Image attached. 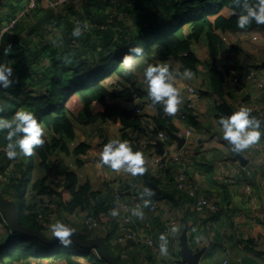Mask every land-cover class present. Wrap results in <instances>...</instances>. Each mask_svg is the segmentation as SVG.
Returning a JSON list of instances; mask_svg holds the SVG:
<instances>
[{
  "label": "trees",
  "instance_id": "16d2710c",
  "mask_svg": "<svg viewBox=\"0 0 264 264\" xmlns=\"http://www.w3.org/2000/svg\"><path fill=\"white\" fill-rule=\"evenodd\" d=\"M122 2L124 3V16L119 17L115 13H111L110 9L116 5L120 7ZM242 3L243 0H65L58 5H73L68 8L69 17L61 21L59 20L61 19L60 14L58 17L55 14L46 20L40 29L30 32L26 29L28 34L38 32L46 37L35 42L34 48L26 46V51L22 48L24 51L22 55L10 54L11 58L17 55L21 56L19 59H13L12 67L22 74L24 71L21 70L42 60L45 50L48 63L45 61L43 64L47 68H51V71L45 73V69L39 76L38 81L40 82L36 91L32 89L25 91L21 84L19 87L21 96L18 99L6 96L5 88H0V106H2L1 101L7 102V107L0 111V118L12 119L18 109L27 108L36 113L45 129L52 130L54 135L51 139L47 138L44 133L45 143L36 146L33 152L40 164L47 163L60 143H62L60 146L62 149L66 152L69 151L62 138H74L72 118H77L84 124L95 118L111 120L122 125L121 135L126 139H131V132L136 130L148 136H154V138L159 131L177 132L179 129L172 116L165 112L162 103H153L150 96L151 103L157 108V114L154 117L155 126L151 130H145L141 126L142 118L135 113V109L141 108L142 103L137 105L133 101L146 92L141 85H136L134 82L132 85H125L117 74L123 66L122 54L128 50L130 45L142 44L144 53L147 55L152 53L155 45L159 44L168 49V56L178 59L184 68H190L193 71L196 69L199 58L191 44L193 41L205 39L211 58L208 64L209 85L221 95L226 92L227 72L234 71L241 77L247 69L228 64L219 68L217 56L222 49L223 41L218 31H236L251 27H259L264 30V24H256L255 21L243 28L238 25L237 17ZM222 8L228 9L230 14L226 16L219 13ZM38 12L39 9L35 5L30 10L27 9L26 14L22 15L11 29V40L16 39L19 34L25 31L23 22L28 18L27 14L36 18ZM72 15H75V18H70ZM213 16L214 18H212ZM50 21H53L51 27ZM184 23L190 24L185 32ZM77 25L81 28V35L87 37L81 42L77 40L81 35L74 36L72 34L73 28ZM7 45L5 44L6 47ZM57 46H61L62 50L60 51V47ZM3 47L0 46V62L4 61ZM108 86H114L119 90L118 95L124 100L123 104L107 101V97L111 95ZM71 100L73 101L70 103ZM129 102L132 104L127 105ZM231 112V108L226 104L218 107L219 118L230 115ZM185 116L188 122H196V116L190 107L187 108ZM252 116L263 120L260 115ZM6 131H0V135H3L0 140L2 147L7 143ZM105 141L107 142L106 139ZM88 149L89 144L84 141L74 144L71 153L77 158L79 164L83 161L80 156L86 155ZM23 156V160H25L26 155ZM173 165L175 164L168 163L164 167H158L157 169L161 173H154L152 168L145 164L146 171L137 174V177L133 174L130 176L127 171L128 177L120 179L118 190L125 195V190L133 189L134 185L138 186L135 183L138 182L141 184V187L136 189L138 194L147 186L153 190L151 196L144 195L148 200L169 199L173 200V206H177L176 201L178 202V200L174 198V192L166 189L165 185L173 184L174 180L171 176V170L175 168ZM166 173L169 177L165 178ZM54 174L63 180L62 188L55 190L49 182V174H43L29 185L34 199L32 202L27 201L22 193L19 182L21 178L2 188V195L11 196L17 200L18 214L23 225L34 228L46 236L53 235L47 234L46 226L54 219L38 218L37 214L42 211V207L37 206L38 201L36 200L37 196L41 197L39 202L41 204L43 196H51L58 204L56 214L59 215V218L62 217V212L79 216L90 215L100 223L102 228L110 229L111 232L115 231L116 224L111 215V209L115 207L116 202L112 191L94 190L89 182H81L77 174L66 168H62L61 176ZM212 201L218 205L217 211L196 215L193 203L183 209L184 217L181 227H187V240L194 249L200 248L198 243L201 240L200 236L204 233L199 228V232L196 230V222L206 218L205 216L208 214H210L208 215L210 218H213L221 210V202ZM224 201L225 199H222V202ZM189 218L194 219L193 226L187 225L186 221ZM63 222L76 228L69 222ZM0 224V234L6 237L5 244L0 245V264L21 262L26 264H106L98 252L95 254L91 248H83L73 241L69 246L60 244L58 240L54 243H46L37 236L13 231L6 221L0 220ZM82 226L81 228L77 227L75 231V234L80 238H87L95 231H98L95 233L101 232L103 235L101 229L89 230L85 225ZM107 238V235H104V239ZM106 244L118 263L125 264L124 258L115 253L112 244L107 241ZM142 246H144L143 249L149 251L150 246L145 244ZM78 255L84 256L87 262L78 260L76 258ZM6 258L10 261L6 262ZM241 264H259V262L245 256Z\"/></svg>",
  "mask_w": 264,
  "mask_h": 264
},
{
  "label": "crops",
  "instance_id": "0c3cea01",
  "mask_svg": "<svg viewBox=\"0 0 264 264\" xmlns=\"http://www.w3.org/2000/svg\"><path fill=\"white\" fill-rule=\"evenodd\" d=\"M29 2L31 1L0 0V34L3 35V39L0 40V46H4L2 55L4 63L12 64L14 58L19 59L21 56L17 55L11 58L10 54L22 55L24 52L22 48H24L25 51L26 46L34 48L35 42H39L42 37H46L45 35L38 34V32L31 34L27 33L26 29H28V26L35 20V17L34 20H31L30 18H32V16H29V14L26 21L23 22L25 31L19 34L16 39L11 40V29L1 32V28L9 19L18 16L19 12L28 9ZM38 4L39 12L37 16L47 7L45 6L44 0H40ZM63 5V7H58V5L54 6L55 14H57V17L60 14L61 19L59 20L61 21L69 17L67 14L68 8L73 6L72 4ZM123 5L124 3L122 2L120 7L117 5L114 8L110 7L111 13H115V15L119 17L122 15L124 16ZM219 13L228 16L230 11L222 8ZM70 18H75V15H72ZM212 18H214V16ZM51 23H53V21H50V27L53 26ZM189 25V23H184V32L188 30ZM225 31H227V36L231 35L233 32L230 30H219L218 32L221 35V33ZM239 33L240 35L238 36L245 39V49L242 48L241 42H223L222 49L217 56V64L219 68H222L223 65L226 64L236 65L238 67L242 66L246 67V69L253 68L256 70L257 76L253 80L247 81L242 85L232 86L229 84L230 77L228 76L236 73L234 71L227 72L225 82L226 92L221 95L216 93L209 85L208 64L211 58L205 39L193 41L191 44V47L199 58V62L196 69L192 71L193 75L191 77L182 75L186 68L182 66L178 59L168 56V49L159 44L154 46L152 53L147 55L144 53L142 56L137 57L134 66L135 69L138 68L136 73L133 72L134 69L131 73V70H128L124 64L118 71L125 85H132L134 82L136 85L139 84L144 88L146 93L136 98L133 103L137 105L142 103L141 109L143 113L141 117V126L145 130H151L155 126L154 117L157 114V108L151 103L145 84L142 81L144 77V68L146 67V62L152 64H167L170 66V70L174 77L173 82L180 89L183 102L178 106V110L175 113L169 114L172 116L175 125L179 129V131L175 133L184 137V143L178 146L177 142L168 136V139L162 142L163 149L166 152H174L180 147H184L187 150V155L183 157L182 162L178 165H173L175 167L174 170L171 168V176L174 180L173 184L170 186L165 184L167 186L166 189L174 192V198L178 200V202L176 201L177 206H173V200L162 199L159 201L160 205L158 212L154 214L148 213L146 219L138 225L144 236H149L154 239L155 245L149 247L151 259L149 257V251L144 248L146 257L143 258V254L140 253L141 260H139L137 251H140L141 248L144 247L142 246L143 244L133 242L124 244H114V242L112 244L117 248H113L115 252H118V250H121L119 251L120 253L123 252L124 255H120L124 258L125 264H170L175 256H168L160 250L159 227L161 220L167 216H174L182 224V218L184 217L183 209L188 208L191 203H193V208H195L196 194L198 193L204 194L210 200H218L221 202V210L216 216L210 218L208 216L210 214H208V217L205 216L206 218L198 220V224L197 222L195 224L198 232L199 230L204 232L202 236H200L201 240L198 243V245L204 248L205 252H203L204 254L202 255L201 262L203 264H220L222 260L226 258L228 259L227 264H241L242 259L245 256H249L254 261H258L259 264H264V256L260 252L255 250L251 251L247 248L248 242H251L254 238L264 236V196L260 197L258 202V210L262 213V216L259 218L255 216L254 211L244 202V183L246 181L251 182L254 186V190L258 191V184L261 178L264 177V169L259 168L254 161V156L258 153L257 150L253 151L252 156L248 160L245 158L247 160L246 163L241 162L236 155L237 152L233 150L232 145L224 140L222 136V127L219 123L220 118L218 116V107L223 104H226L232 111L243 105H247L252 109V114L250 115H260L262 116V121H264V86H259V82L264 81V30L259 27H251L239 30ZM254 35L257 36V40L252 39ZM9 42L13 50L5 54V44ZM44 56H47L45 50L43 52V57ZM45 61L46 59L44 60L42 58L39 63L42 62L43 64ZM46 63L48 62L46 61ZM30 68L31 65L27 69L21 70L24 71L22 74H19L18 71L13 68L16 74L14 79H17L18 84H20L19 81H21V78H23V81L27 80L24 78L28 75V70ZM188 84L196 87L199 92L198 98L190 107L196 116L195 123L188 122L185 116L188 108L185 86ZM108 88L111 91V95L107 97V101L110 103L116 102L123 104L124 100L118 95L119 90L114 86H108ZM10 89L11 91L9 93L11 98L16 97L15 93L18 95L20 91L18 85H12ZM1 104L4 110L7 107V102L1 101ZM71 120L74 125V138H62V141L67 145L66 147L70 152H66L62 149L60 147L62 143H60V145L55 148L46 164H40L39 160H37V163L34 162L33 165L30 166L28 162L29 155H26L25 160H23V155L9 158L5 155V146L2 147L0 142V193L4 186H7L14 180V182H16V179L21 178L19 179L20 181H18L21 187L24 186L22 193H24V197L27 201L32 202L34 199L29 185L43 174H49V176H51L52 173H56L61 176L62 168H66L77 174L81 182H89L94 190H110L113 193V190H115L114 188L118 190L120 179L122 177H128V172L123 168L117 170L106 163H101L100 153L102 152L104 143H106L105 139L107 141L111 138L127 140L130 145L134 144L136 149L133 148V150H140L144 155L148 149L156 150L153 146L154 140L151 139V136L136 130L131 132V139L123 138L121 135L122 125H118L111 120L95 118L87 124H84L77 118H72ZM262 127H264V125H262ZM186 129H188L189 132H186ZM45 131L46 137L51 139L54 135L52 130L46 128ZM2 137L3 135H0V140H2ZM82 141L89 144V149L86 155L80 156L83 161L79 164L77 158L71 153V150L74 144H78ZM257 142L264 146V135H262ZM21 161L22 163L20 164ZM247 165L254 169L252 175H245L244 166ZM180 169L189 175L192 182L191 185H188L186 182L179 183L176 181L174 176ZM152 171H154V173H161L156 167L152 169ZM129 175L131 176L132 173L129 172ZM135 177H137V174ZM166 177H169L168 173L165 174V178ZM49 182L51 185L58 188L62 187L64 184L58 177L57 181L49 179ZM135 183L138 187H141L140 183ZM125 192V195H123L124 199L128 197L130 189L125 190ZM5 197L15 199L11 196ZM40 198L39 196L36 197L38 201L37 206H41L39 203ZM222 199H225V201L222 202ZM195 211L196 215H202V213L198 212L196 209ZM61 215L62 217L59 218V215L56 214L54 220L46 226L47 234H53L51 223H54L56 220L64 221L66 218V222L75 225L76 228H81L83 227L82 225H84L82 216L75 215L68 217L66 212H62ZM3 218H5V215L0 211V220H3ZM186 222L188 226H193L195 221L189 218ZM191 229L194 230L195 228ZM95 232L91 236L102 235L101 232ZM5 242L6 237L0 234V245L5 244ZM163 257H165L166 260H164ZM76 258L81 262H87L84 256L78 255ZM7 261L10 260L6 258V262ZM176 261H178V264H183V262L179 260ZM15 264H25V262Z\"/></svg>",
  "mask_w": 264,
  "mask_h": 264
},
{
  "label": "clouds",
  "instance_id": "9594fccd",
  "mask_svg": "<svg viewBox=\"0 0 264 264\" xmlns=\"http://www.w3.org/2000/svg\"><path fill=\"white\" fill-rule=\"evenodd\" d=\"M52 7L54 6L52 5ZM30 8L32 7L29 6L28 10H30ZM24 11L27 12V10ZM22 12L23 11L19 12L18 16ZM18 16L9 19L8 22L12 19H16L15 23H17L20 19L17 18ZM253 21H255L256 24H264V0H243L241 10L239 11L237 17V23L241 28H243ZM14 26L15 24L9 29H12ZM72 34L74 36L81 35V28L79 25L73 28ZM2 39L3 35L0 34V40ZM12 50V45L9 42L7 47L4 48V52L7 54ZM143 53L144 47L142 44H132L128 47V50L122 54V62L128 70H132L136 64L137 57L142 56ZM13 73L14 69L12 64L0 62V88H9L13 85ZM182 75L185 77H191L193 73L190 68H186L184 69ZM173 80V73L170 70L169 65L146 62V67L144 68V84L148 95L153 103H162L164 110L167 113H175L178 110V106L183 102L180 89L174 84ZM0 111H3L2 106H0ZM251 112V107L243 105L232 111L230 115L222 116L220 118L219 123L222 127V136L224 140L228 141L232 145L233 150L236 152L248 148L251 144L259 141L261 136L264 135V127H262V125H264V121L256 116L250 115ZM2 130H7L5 133L7 143L4 147V151L5 155L9 158H15L18 155H31L36 146L43 145L45 143L44 124L38 119L34 111L27 108L18 109L12 119L0 118V131ZM100 156L101 163H106L113 169L119 170L123 168L133 175L142 174L146 171L144 154L140 150H133V147L127 140L119 138L109 139L106 143H104ZM28 162H30V160ZM152 192L153 190L146 186L140 195L144 196L147 194L148 196H151ZM149 203L150 201L148 199L144 200L145 205ZM132 212L134 215L139 217H143L144 215V212L140 207L132 209ZM111 214L114 216L118 215V209H111ZM51 229L53 235L58 239L60 244L64 246L72 244V234L76 231L75 227L66 224L63 221L56 220L51 224ZM182 229L183 227H181V231ZM178 230V225H171V232L175 233ZM99 236L104 238L103 235ZM159 241L161 252L167 254V234L164 232L160 233ZM90 248L91 251L92 249L97 251L96 247ZM200 248H202V246H200ZM92 252L94 253V251Z\"/></svg>",
  "mask_w": 264,
  "mask_h": 264
},
{
  "label": "built area",
  "instance_id": "2783aa9c",
  "mask_svg": "<svg viewBox=\"0 0 264 264\" xmlns=\"http://www.w3.org/2000/svg\"><path fill=\"white\" fill-rule=\"evenodd\" d=\"M65 0H47L45 1V6L47 5H53L56 6L60 3H62ZM78 1V0H75ZM32 3L34 4V0H32ZM30 7H34V5H30ZM26 14V11H23L20 13V15L17 18H20L22 15ZM16 22V19H12L7 24H5L1 28V32H4L8 30L10 27H12ZM232 32V31H231ZM239 30L233 31L231 34H233L234 37H239L238 33ZM223 42H228L227 37V31L224 33H221L220 35ZM253 40H257V36H252ZM257 76V72L253 68L247 69L243 75L240 77L238 74H234L229 79V84L232 86H239L243 83L253 80ZM144 81V78H142ZM259 86H264V81L259 82ZM186 89V100H187V106L191 107L195 100L199 96V92L193 85H187L185 87ZM132 103H127V105ZM135 113L140 115L142 117L143 110L141 108H136ZM228 116V115H227ZM186 132H189L188 129H186ZM157 139L161 140L162 142L168 139V135L163 132L159 131L157 134ZM254 150H257L258 153L254 156V161L256 165L259 168L264 169V146L260 144L259 142H255L251 144L248 148L243 149L242 151H239L244 158L247 160L252 156V153ZM156 151V150H155ZM154 149H148L146 154L144 155L145 158V164L150 168H158L161 166H166L168 163H173L175 165H178L182 162L183 157L187 155V150L184 147L178 148L174 152H166L164 151L163 154H158L155 152ZM254 172V169L247 165L244 166V173L246 176L252 175ZM57 175L52 173L50 176V179L52 181H57ZM59 178V177H58ZM177 182L184 183L186 182L188 185H191V179L189 175L185 173L182 169L178 171V173L174 176ZM60 179V178H59ZM62 183L63 180L60 179ZM138 186L134 185L133 189H130V193L126 199L123 198V193L121 191H118L116 188L114 191L115 196V207L118 209L119 214L118 215H112V217L115 220V231L111 232V230H107L101 227L100 223L96 221L92 216L90 215H84L82 216L83 224L89 229H101L103 236L107 235V237L110 239L111 242L116 244H124L127 242H133L138 244H145L147 246L153 247L155 245L154 239L149 236H144L141 230L139 229L138 225L140 222L144 221L146 219V216L148 213H157L159 208V201L157 200H149L150 203L145 205L144 200L147 199L145 196H141L136 191ZM244 194H245V203L253 209L255 216L257 218L262 216V213L257 209L258 202L260 197L264 196V177L261 178V181L258 184V191L254 190V186L251 182H245L244 183ZM42 211L38 212L37 216L38 218H45L48 220L54 219L56 215V211L58 208V204L51 196H43L42 202H41ZM140 207L144 215L143 217H139L133 214L132 209ZM195 209L200 212L204 213L206 211H217L218 205L207 198L204 194L198 193L196 194V200H195ZM77 214H68V217L75 216ZM5 218H3V221ZM176 224L179 226V230L175 233L170 231L171 225ZM166 233L168 236V248H167V255L174 257L175 255L179 254V236L181 232V223L179 220L174 216H167L166 218L161 220V225L159 227V235L160 233ZM114 233V235H113ZM247 246L251 248L252 250H255L257 252H260L264 256V236L263 237H257L254 238L251 242L247 243ZM94 253H97V251L94 249ZM205 253V252H204ZM203 253V254H204ZM202 254V255H203ZM209 256V255H208ZM228 259H223L220 264H227Z\"/></svg>",
  "mask_w": 264,
  "mask_h": 264
},
{
  "label": "water",
  "instance_id": "95a60500",
  "mask_svg": "<svg viewBox=\"0 0 264 264\" xmlns=\"http://www.w3.org/2000/svg\"><path fill=\"white\" fill-rule=\"evenodd\" d=\"M54 15L55 8L52 6H47L44 11L36 17L35 21L28 27V32L35 29H40L44 22ZM167 134L170 138L174 139L177 142L178 146H181L184 143L183 136H180L170 130H167ZM151 139L154 140L153 146L156 148L157 153L163 154L164 149L162 141L157 138L154 139V136H151ZM131 146L136 149L134 147V144H131ZM236 155L242 163H246L247 160L240 153L237 152ZM52 187L56 189L62 188H58L54 185H52ZM114 191L115 190H113V193ZM16 201V199L5 197L0 193V210L4 213L6 222L13 231L19 233H28L37 236L39 239L46 243H54L58 240L55 236H46L45 234L34 228L23 225L20 222L18 214L19 207ZM179 240V254L181 256L182 262L185 264H202L200 259L203 254L204 248L202 247L199 249H193L189 245L187 240L186 227L182 229ZM72 241L83 248L96 247L98 253L101 255L106 264H119L116 257L108 250L107 244L102 236L80 238L77 234L73 233Z\"/></svg>",
  "mask_w": 264,
  "mask_h": 264
},
{
  "label": "rangeland",
  "instance_id": "374dc122",
  "mask_svg": "<svg viewBox=\"0 0 264 264\" xmlns=\"http://www.w3.org/2000/svg\"><path fill=\"white\" fill-rule=\"evenodd\" d=\"M31 2H29V6L30 5H35V7L36 8H39V4H38V2L39 1H37V0H34V4L32 3V0H30ZM45 1H47V0H44V2ZM43 3V2H42ZM38 4V5H37ZM41 5V4H40ZM50 6H52V4L50 5ZM64 5H58V7H63ZM75 6H76V4H75ZM31 20L33 19L34 20V16L32 17V18H30ZM3 20V19H2ZM35 21V20H34ZM33 21V22H34ZM238 35H240V33L238 32L237 33ZM228 37V42H236V43H239V42H241V46H242V48H244L245 49V39L244 38H242V37H234L233 36V34H231V35H228L227 36ZM87 37L86 36H84V35H81L77 40L79 41V42H81V40H85ZM58 41V40H57ZM58 44V43H57ZM60 45V44H59ZM59 49H60V51L62 50V47L61 46H57ZM47 58V56H42V58L45 60L46 58ZM45 69H46V71H45ZM134 69V70H133ZM132 70H133V72L134 73H136L137 72V70H138V68H136L135 69V67L133 68ZM132 70H131V73H132ZM45 71V73L47 72H50L51 71V68H47L44 64H42V62L41 63H39V62H37V63H32L31 64V68L28 70V75L24 78V79H27L26 81H23L22 79L23 78H21V81H19V83L20 84H18V82H17V79H14V83H13V85L14 86H17L18 85V87H20V85L22 84L23 85V87H24V90L25 91H28V90H30V89H32L33 91L39 86V82L40 81H38V78H39V76H41L42 74H43V72ZM117 74H118V72H117ZM13 75H14V77H15V72L13 73ZM188 85H191V84H188ZM187 86V85H186ZM185 86V87H186ZM5 95L6 96H8V97H10L11 95H10V87L9 88H5ZM36 91V90H35ZM15 96L16 97H12V98H14V99H18L19 98V96H21V93H20V91L18 92V95H16V93H15ZM3 101H5V100H3ZM73 100H71L70 101V103L72 102ZM45 134H46V131H45ZM34 153H32L31 155H29V160H30V162H29V164H30V166L31 165H33V163H34V161H35V163H37V160L35 159L34 160ZM21 190L23 191L24 190V186H22L21 187ZM257 209H258V206H257ZM253 210V209H252ZM66 218H65V222H66ZM107 242H109L110 244L112 243L111 242V238L109 239V238H107V239H105ZM113 248H115V246H113V245H111ZM247 248H248V246H247ZM112 249V248H111ZM115 249H117V248H115ZM251 251H252V249H250ZM119 251H121V250H118V252H115V253H117V254H122V255H124L123 254V252H119ZM140 253H142L143 254V258L144 257H146V253L144 252V249L143 248H141V250L140 251H137V254L139 255V260H141V254ZM149 257H151V255H150V252H149ZM164 258V260H166L165 259V257H163ZM151 259V258H150ZM172 259V258H171ZM176 260H179V261H181L182 262V260H181V256H180V254H177V255H175V258L172 260V262L170 263V264H178V261H176ZM21 263H23V262H21ZM26 264V263H25ZM183 264H185V263H183Z\"/></svg>",
  "mask_w": 264,
  "mask_h": 264
}]
</instances>
